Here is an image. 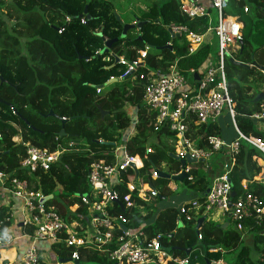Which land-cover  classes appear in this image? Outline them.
<instances>
[{
  "label": "trees",
  "instance_id": "obj_1",
  "mask_svg": "<svg viewBox=\"0 0 264 264\" xmlns=\"http://www.w3.org/2000/svg\"><path fill=\"white\" fill-rule=\"evenodd\" d=\"M263 5V0H229L225 13L242 23V46L232 54V59L239 63L227 58L224 64L235 124L244 135L261 139L264 133L256 130L251 115L262 104L253 99L257 93L254 84L263 82ZM0 11L1 171L26 180L28 190L49 198L45 205L53 207L65 220L85 222L87 210L81 197L89 194L90 165L100 161L113 165L115 147L123 144L128 155L142 160L138 171L142 186L151 185L158 192L151 197L147 191L146 199H142L138 191L129 192L125 187L136 182L134 171L127 169L122 173V183L114 187L118 203H114L112 212L123 215L128 227L143 226L149 238L159 236L162 246L173 255L188 259L187 264L219 262L222 253L235 249L232 264H264V215L257 224L247 221L242 231L222 229L221 224L209 220L196 230L201 212L189 209V205L182 210L163 205L176 188L171 186V180L152 176V166L174 175L180 164L173 157L174 134L165 125L156 126V114L144 105V86L153 73L164 75L175 62L177 71L187 77L190 69L199 73L210 58L213 36L209 43L189 53L186 39H172L166 26L174 22L200 32L206 27L204 18L191 21L181 15L178 0H168L148 6L137 17L142 22L139 31L131 35L128 30L121 37L123 25L115 18L113 4L106 0H0ZM59 29L62 31L58 32ZM99 32L103 38L98 36ZM104 39L117 40L108 52L101 54L97 51L103 49ZM168 43L171 49L164 48ZM141 50H146L143 60L139 56ZM114 55L129 62L140 59L135 72L143 78L119 79L126 67L114 64ZM110 79L117 80L104 86ZM129 108L135 110L136 123L135 134L127 140L134 120ZM185 122L188 137L200 148L210 149L207 137L221 135L217 122L195 124L191 116ZM61 129L64 135L59 136ZM26 143L49 151L58 145L66 150L48 169L29 172L19 166L26 156ZM258 154L261 153L257 148L240 141L229 175L235 198L242 192L241 182L247 181L248 188L264 200V184L251 183L260 171ZM185 169L187 177L181 184L191 196L202 201L209 186L205 162L187 164ZM1 193L0 189V222L7 229L14 225L10 218L14 199L4 205ZM180 201H185V197L181 196ZM74 205L77 208L71 213L70 207ZM141 210L145 215L140 214ZM24 231L31 233L32 228L25 227ZM248 235L252 236V247L243 241ZM40 243L38 248L42 252L49 249L54 259H69L75 251L59 243ZM212 249L217 251H209ZM252 251L258 253L255 259ZM77 252L81 264H111L106 254L96 250L80 247ZM10 263L0 255V264Z\"/></svg>",
  "mask_w": 264,
  "mask_h": 264
},
{
  "label": "built area",
  "instance_id": "obj_2",
  "mask_svg": "<svg viewBox=\"0 0 264 264\" xmlns=\"http://www.w3.org/2000/svg\"><path fill=\"white\" fill-rule=\"evenodd\" d=\"M264 1V0H263ZM181 15L189 20L204 18L206 27L203 31L195 32L187 25L169 23L166 28L170 33L183 36L189 44V53H193L203 43L207 42V36L215 38L217 49L214 59L209 58L206 65L196 72L190 69V81L188 77L177 71L176 62L164 74L153 73L147 79L144 86V105L156 114V126L165 127L174 134V156L177 159H185L187 156L199 161H205L213 153H220L225 160L221 163V172L209 184L203 200L193 199L183 201L178 209L182 210L184 205H189V209L201 212L206 220L216 221L213 212H219L226 217L231 213L229 222L233 229L242 231L247 221L253 220L259 223L264 215V200L248 188L247 181H242V192L231 199L233 190L230 180V172L236 161L239 151L240 141H245L257 148L264 157V138L246 136L239 131L234 120V103L229 96L227 88V78L224 69L225 60L232 58V54L241 48L242 23L233 16L226 15L225 11L229 7V0H209L204 4L201 0H178ZM211 8L217 11L218 22L215 26H210ZM248 11V7L244 8ZM264 13V5L262 7ZM70 18H66L68 23ZM81 23H85L81 20ZM201 26H198L200 29ZM203 27V26H202ZM59 29L58 32H61ZM137 32L139 30H136ZM171 44V43H170ZM97 52H100L99 50ZM140 59L146 56V50L139 51ZM129 62L119 58V64L126 67L123 75L119 79L136 80L143 78L142 74H136V68L140 61ZM263 75L262 88L264 93V70L260 69ZM197 75V79L193 75ZM127 77V78H125ZM261 108L251 115L256 123L264 124V101H261ZM226 110L232 120V126L236 137L230 141H225L219 136H208L206 139L210 149H203L196 146L188 135V125L185 120L188 116L193 117L195 124H208L217 122L218 118ZM64 121L65 118H62ZM136 119L131 122V128L126 136L130 139L135 134ZM259 127V126H257ZM264 133L260 127L256 129ZM14 141L19 142L18 138ZM26 156L20 161V169L35 171L37 168L48 169L49 164L57 161L60 155L66 150L60 145L54 151L41 149L24 144ZM149 151V150H148ZM113 165L105 164L103 161L94 162L90 165L87 175L89 194L81 197L82 205L86 207L87 213L84 221H67L61 217L53 207L41 204L39 199L43 196L37 192L28 190L26 180H19L0 170V188L8 189L10 194L19 200L16 207L11 204L10 218L12 222H19L24 229L32 228V232L23 233L29 243L25 247L17 260V264H40L49 263L47 257L38 248L40 242L59 243L67 247H73L74 252L67 262H59L55 259L54 264H81L77 248L83 247L96 250L108 256L111 264H187L188 259L173 255L164 248L159 240V236L149 238L143 226L131 228L127 226V219L123 215H116L112 212L114 203H118V193L114 187L122 183V173L127 169L139 171L142 167V160L138 157H131L127 154L123 144H118L114 150ZM260 165L259 173L253 177L251 183L264 184V159L256 158ZM134 165V168L131 167ZM187 165V164H186ZM185 165V166H186ZM179 167L178 175L181 171L187 173L186 169ZM152 176L158 175L152 169ZM129 192L138 191L142 199H146L147 191L150 196H156L158 192L151 185H143L140 180L130 182L125 185ZM231 200V204L229 202ZM128 205H131L128 203ZM135 207V204H132ZM77 205L70 207V212L74 213ZM141 215H145L143 210ZM211 215V216H209ZM9 219V218H8ZM7 219V220H8ZM264 234V233H263ZM17 239L12 227L3 228L0 222V252L10 248ZM217 251L215 249L209 250ZM220 262V261H219Z\"/></svg>",
  "mask_w": 264,
  "mask_h": 264
},
{
  "label": "rangeland",
  "instance_id": "obj_3",
  "mask_svg": "<svg viewBox=\"0 0 264 264\" xmlns=\"http://www.w3.org/2000/svg\"><path fill=\"white\" fill-rule=\"evenodd\" d=\"M108 1H110L113 4V6L115 8V12H117V14L120 16L124 25L135 24V28L130 30V31H132V33H131V35H132V34L136 33L137 32L136 30H138L139 27L142 25L139 21L138 22H137V20L135 21L134 16L140 15L142 12H144L146 10V8L148 6H150L152 4H155L158 6V5L164 3L168 0H108ZM205 1H208V0H205ZM1 14H2V12L0 11V16H1ZM210 17H211L210 26H215L218 22V15H217V11L213 8H211ZM127 32H126L125 36L127 35ZM211 40H212V42L210 43V45L212 47V52L210 54V57L214 59L215 52L217 49L216 48L217 43H216V40L214 37H212ZM207 43H209V42H207ZM190 79L191 78L188 77V81H190ZM254 88L256 91H260V88H262L261 82L255 83ZM217 124L221 129V135L219 136L220 138L226 139V140H228V139L231 140V139H234L236 137L234 128L231 125L232 120L230 119V117L226 113V110H224L222 115L218 118ZM257 126H259V127H257ZM260 127H264V124H262V123H256L255 124L256 129H259ZM258 156L260 158L264 159V157L261 154H258ZM220 157L222 158L220 153H213L212 156L209 157L205 161V164L210 165V169L208 168L207 172H205L207 179H210V175H211L210 170H213L215 165H219L220 161H218V160ZM171 182H172L171 186L175 187L176 191L166 201H164L163 205H165V206L174 205L175 207L178 208V206H180V204L182 203V201H180V198L185 193H187V195L184 196L185 202L188 203V201L195 199L193 196L190 195L191 192L186 190L185 187L181 183H178V182L173 181V180H171ZM149 204H151V202ZM152 205H153V203L151 204V206ZM214 214L216 215V219H215L216 221H214L216 223L218 220L225 222L227 219V217L221 216V214L219 212H213L212 215H214ZM209 216H211V215H209ZM209 221H211V220H209ZM227 227H228V229L233 228V226L230 222H228ZM243 241H244L245 245L252 247V243H253L252 236H250V235L245 236ZM235 252H236V249L234 251H231V252L222 253V259L220 260V262L222 264H232L234 262ZM43 253L46 254V256H48V257L52 254V252L49 249L44 250ZM251 256L255 259L258 256V253L255 251H252ZM49 262H50V264H54L55 261H54V259H52V260L49 259Z\"/></svg>",
  "mask_w": 264,
  "mask_h": 264
},
{
  "label": "water",
  "instance_id": "obj_4",
  "mask_svg": "<svg viewBox=\"0 0 264 264\" xmlns=\"http://www.w3.org/2000/svg\"><path fill=\"white\" fill-rule=\"evenodd\" d=\"M83 13H84V14L87 13V7L84 8V12H83ZM114 15H115L116 20H117L119 23H121V24L123 25V30H122V35H121V37H125V34H126V32H127L128 30H131V29L135 28V24H126V25H124V23L122 22V20L119 18V16L117 15V13H116L115 11H114ZM140 23L142 24V22H140ZM140 27H141V26H140ZM140 27H139V29H140ZM170 35H171V38H172V39L175 38V37H176V38L179 37L178 35H175V34H173V33H170ZM98 36H100V37L103 38L101 32L98 33ZM139 37H140V36L138 35V38H139ZM116 40H117V39H113V40H105V39H104V47H103V49L100 51V53L102 54V53H106V52H108L109 49H110V46H111L112 42H114V41H116ZM240 46H242V42H241ZM164 48L171 49V44L168 43L166 46H164ZM230 59H231L232 62L239 63V62L234 61L232 58H230ZM118 62H119V57L116 56V55H114V64H117ZM240 64H241V63H240ZM193 76H194V78H196V79L198 78L197 75H195V74H194ZM125 78H127V77H125ZM0 80H1V82H2V79H1V78H0ZM116 80H117V79H110V80H108V81L105 83L104 86H107V85H109L110 83H112L113 81H116ZM259 101H264V93H263V92H257L256 95H255V97H254V99H253V102H259ZM102 114H104V113L102 112ZM49 115H52V112H50ZM62 135H64V130H63V129H61V131L59 132V136H62ZM173 157H174V159H176V160L179 162V164L181 165L182 168H184V166H185L186 164H190V163H195V162H197L195 159H193V158H191V157H188V156H187L185 159H180V160L177 159V157H175V156H173ZM199 162H205V160H204V159H200ZM131 167L134 168V165L131 164ZM152 168L156 171L158 177L166 178V179H169V180H173V181H176V182H178V183H183L184 179L187 177V174H186L184 171H181V173L178 174V175H170V174H168V173L165 172V171H161V170L156 169L155 166H152ZM137 177H138V172L135 171V180L137 179ZM207 190H208V189H207ZM207 190H206V191H207ZM84 196H86V195H84ZM230 196H231V199H233L234 196H235V191L232 190ZM48 199H49V198L42 197L41 199H39V202H40L41 204H45V203L47 202ZM230 204H231V200H230V202H229V205H230ZM119 205H120V204H119ZM120 206H121V205H120ZM226 217H227L226 221L221 225L222 229H225V228L227 227L228 222H229L230 217H231V213H227V216H226ZM205 220H206V217H205L204 215H202L201 217H199V218L197 219V221H196L195 229L198 230V229L200 228L201 224H202ZM167 250H169V249H167ZM57 261H59V262H67V259H60V258H57ZM207 264H222V263H221V262H211V263L207 262Z\"/></svg>",
  "mask_w": 264,
  "mask_h": 264
},
{
  "label": "crops",
  "instance_id": "obj_5",
  "mask_svg": "<svg viewBox=\"0 0 264 264\" xmlns=\"http://www.w3.org/2000/svg\"><path fill=\"white\" fill-rule=\"evenodd\" d=\"M106 1H108V0H106ZM201 1L204 4H208L209 3V0L208 1L201 0ZM114 11H115V8H114ZM134 17H135V21H136L137 20V17H139V15L134 16ZM119 18H120V16H119ZM137 22H138V20H137ZM210 36L211 35H208L207 36V39H209ZM128 113L130 114L131 118H135L136 117L135 116V110L134 109L129 108L128 109ZM262 129H264V127H262ZM223 140L230 141L229 139L228 140L223 139ZM220 155L222 156V158L220 157L219 160H218V161H220L219 165H215L214 168H213V170H210L211 175H210V179H209V184L221 172V163L225 160V158H224V156L222 154H220ZM206 168L207 169L208 168L210 169V165L206 164ZM1 191H2V193H1L2 194V200H1V202L4 205L10 203L11 202V199H14V207H16L18 205L19 200L16 199V198H14L10 194V191L8 189H1ZM186 195H187V193H185L183 196H186ZM18 223L19 222H15L14 225L12 226L13 232L15 233L17 239L13 242V244H12V246H10V248H7V249L2 250V251H5V254L2 251L0 252V255H1L2 258H5L6 257V258H8L10 260V262H11L10 264H17V260H18L19 256L21 255V253L24 251L25 247L29 243L28 239H26L23 236L24 229L22 228V226H20V224H19V227H18ZM217 223H219V224L222 225L224 222L221 221V220H218ZM38 245L42 246L41 243H38ZM44 255L46 256V254H44ZM46 257L48 258L47 261H49V259L52 260V259L55 258V256L53 254H51L49 257L48 256H46Z\"/></svg>",
  "mask_w": 264,
  "mask_h": 264
},
{
  "label": "clouds",
  "instance_id": "obj_6",
  "mask_svg": "<svg viewBox=\"0 0 264 264\" xmlns=\"http://www.w3.org/2000/svg\"><path fill=\"white\" fill-rule=\"evenodd\" d=\"M139 30V29H138ZM57 259V258H56ZM55 260V259H54ZM49 262V261H48ZM48 264H50V262L48 263Z\"/></svg>",
  "mask_w": 264,
  "mask_h": 264
}]
</instances>
